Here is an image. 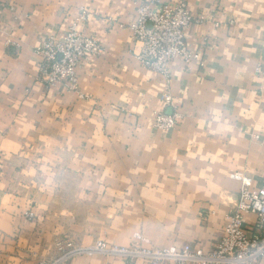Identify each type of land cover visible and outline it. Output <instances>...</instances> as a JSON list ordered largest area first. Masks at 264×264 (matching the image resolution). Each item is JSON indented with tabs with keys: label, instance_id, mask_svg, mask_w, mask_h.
I'll return each mask as SVG.
<instances>
[{
	"label": "crops",
	"instance_id": "0c3cea01",
	"mask_svg": "<svg viewBox=\"0 0 264 264\" xmlns=\"http://www.w3.org/2000/svg\"><path fill=\"white\" fill-rule=\"evenodd\" d=\"M149 1L0 0V264H54L58 244L128 247L134 234L144 248L205 253L234 210L231 175L264 183V0H187L204 20L184 36L202 64L177 59L168 76L138 63L127 29ZM80 9L103 53L81 60L76 91L46 88L36 50ZM174 111L171 130L153 128ZM63 264L149 263L81 253Z\"/></svg>",
	"mask_w": 264,
	"mask_h": 264
},
{
	"label": "built area",
	"instance_id": "2783aa9c",
	"mask_svg": "<svg viewBox=\"0 0 264 264\" xmlns=\"http://www.w3.org/2000/svg\"><path fill=\"white\" fill-rule=\"evenodd\" d=\"M152 5L157 7L152 9ZM135 11L136 19L127 29L140 45L135 59L143 68L168 76L169 65L177 59L186 65L192 62L202 64L200 56L187 48L184 36L191 24H201L204 20L192 16L187 0H177L171 6L160 4V0H150L138 5ZM87 19L88 12L80 9L69 28L58 39L51 37L37 48L42 58L38 81L46 88L63 84L68 91H76L81 60L103 53L101 44L81 30V25ZM163 101L172 109L177 107L176 100L169 93L164 94ZM178 117L176 111L169 115L156 113L153 128L169 131L175 126ZM231 179L240 183L237 201L234 210L227 216L221 241L208 252H193L189 247L144 248L141 244H148V241L134 234V242L128 247L107 246L98 242L88 249H78L70 242L58 244L61 257L54 264H63L81 253H101L126 261L139 259L149 264H259L264 259V183L253 188L251 179L243 175L233 174ZM248 216L254 220L248 221Z\"/></svg>",
	"mask_w": 264,
	"mask_h": 264
}]
</instances>
